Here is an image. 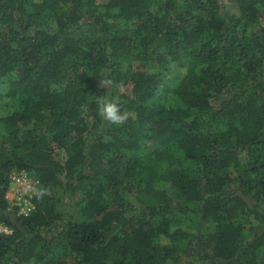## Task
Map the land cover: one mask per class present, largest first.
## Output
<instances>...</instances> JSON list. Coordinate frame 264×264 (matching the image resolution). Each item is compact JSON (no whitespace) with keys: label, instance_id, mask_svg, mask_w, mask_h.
<instances>
[{"label":"trees","instance_id":"trees-1","mask_svg":"<svg viewBox=\"0 0 264 264\" xmlns=\"http://www.w3.org/2000/svg\"><path fill=\"white\" fill-rule=\"evenodd\" d=\"M0 222V264H262L264 0H0Z\"/></svg>","mask_w":264,"mask_h":264},{"label":"built area","instance_id":"built-area-1","mask_svg":"<svg viewBox=\"0 0 264 264\" xmlns=\"http://www.w3.org/2000/svg\"><path fill=\"white\" fill-rule=\"evenodd\" d=\"M10 184L6 191L9 208L17 216H28L35 209L34 196L36 195L38 181L33 179L24 170H13L9 175ZM11 233V229L0 222V234Z\"/></svg>","mask_w":264,"mask_h":264},{"label":"clouds","instance_id":"clouds-1","mask_svg":"<svg viewBox=\"0 0 264 264\" xmlns=\"http://www.w3.org/2000/svg\"><path fill=\"white\" fill-rule=\"evenodd\" d=\"M100 111L104 118L113 124H121L127 119L126 114L121 113L118 102L111 99H105L101 102Z\"/></svg>","mask_w":264,"mask_h":264},{"label":"rangeland","instance_id":"rangeland-1","mask_svg":"<svg viewBox=\"0 0 264 264\" xmlns=\"http://www.w3.org/2000/svg\"><path fill=\"white\" fill-rule=\"evenodd\" d=\"M262 264H264V256H263V259H262Z\"/></svg>","mask_w":264,"mask_h":264}]
</instances>
